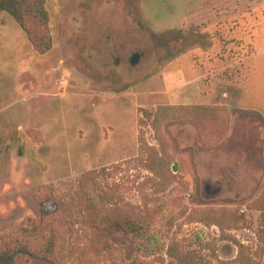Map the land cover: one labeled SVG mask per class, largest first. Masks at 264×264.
Segmentation results:
<instances>
[{
	"label": "rangeland",
	"instance_id": "1",
	"mask_svg": "<svg viewBox=\"0 0 264 264\" xmlns=\"http://www.w3.org/2000/svg\"><path fill=\"white\" fill-rule=\"evenodd\" d=\"M255 2L46 0L54 45L48 53L0 15V131L7 137L0 230L37 227L58 205L66 216L59 227L64 264H182L166 255L174 239L204 264H236V240L264 264V254H254L263 213L245 212L243 231L226 224L227 215L264 195V67L249 75L250 62L236 64L264 47V15L226 18ZM236 80H243L246 97L231 86ZM208 93L214 94L209 106L230 117L216 114L220 131L212 135L207 111L177 110L159 138L147 112L207 108ZM151 150L170 155V180L145 168ZM93 173L98 199L117 202L113 218L148 206L150 235L135 241L119 231L112 249L90 247L93 222L81 205ZM196 209L217 224L191 223ZM17 264L51 263L21 255Z\"/></svg>",
	"mask_w": 264,
	"mask_h": 264
},
{
	"label": "trees",
	"instance_id": "2",
	"mask_svg": "<svg viewBox=\"0 0 264 264\" xmlns=\"http://www.w3.org/2000/svg\"><path fill=\"white\" fill-rule=\"evenodd\" d=\"M2 14H6L15 20L22 30L28 34L30 40L34 42L38 51L41 53H48L53 49V38L47 29L50 21V14L46 9V0H0V15ZM36 27H42L45 30L43 33H37ZM177 110L183 113H191V111H194V113H201L207 111V126H212V135L222 128L215 127L216 123L220 122L216 119L217 113H223L220 114L224 120H227L226 122H228L230 118L227 110L222 107L216 108L209 105H207V108L199 106L183 108L171 106L161 107L156 110L155 113H146L159 138L165 123L171 120L172 113ZM208 130L209 128L207 127V138L213 137L212 135L210 137L208 136ZM6 144L7 137L5 133L0 131V155ZM162 147H164V144H162ZM147 155L145 168L161 181L164 179L170 180L172 177L170 155L166 151L160 155L159 151L155 150H151ZM174 168L176 167L174 166ZM93 177L94 173L93 176L90 175L89 177L91 189L86 192L84 203L81 205L87 219L90 218L93 222L91 223L93 227L90 247L98 252H100L103 247L112 249L114 246L112 243L113 235L118 234L119 231L130 234L135 241L150 235L152 223L148 215H150L152 211L148 209V206H133L129 211V216L119 212L115 213L118 214V217L113 218L111 215L115 211L113 208H115L117 202L112 196L109 200H107L108 197L106 199L103 197V199H98V196L95 195L96 184ZM47 192L50 194L49 188H47ZM56 207L57 213H54L52 216H49V214L46 215L42 218L41 224L37 227L24 228L10 226L0 230V264H17V258L21 255H27L36 260L46 261L51 264H64L66 262V256L62 250L65 245L63 235L65 233L59 231L60 225H63L61 219L62 217L64 218L65 214L63 215L64 212L62 211H64V209L62 206L56 205ZM246 207L249 213L254 211L260 212V214L263 213V215H261V222L259 223L261 231H258L261 232L258 234L260 247H258L257 251L254 253L261 257L264 254V195L246 205ZM123 215L126 216L125 219H123ZM227 216L228 222L226 224H231L232 226L230 228L241 230L249 227L245 215H241L240 212L236 211L235 217L232 215ZM188 219L191 223H202L209 226H212L214 222L217 224V218L207 215V210L204 209L192 211ZM221 229L223 230L222 226ZM223 232L226 233L228 230H223ZM230 238L231 237L227 235V237L223 239L231 240ZM234 242L238 247L236 264H259L252 256L247 254V249L244 245L237 240ZM166 255L170 259L177 260L182 264H204L202 257L197 252L183 250L180 248L176 239H174L168 247ZM130 264L147 263L141 260V263L133 262ZM169 264L174 263L170 262Z\"/></svg>",
	"mask_w": 264,
	"mask_h": 264
},
{
	"label": "crops",
	"instance_id": "3",
	"mask_svg": "<svg viewBox=\"0 0 264 264\" xmlns=\"http://www.w3.org/2000/svg\"><path fill=\"white\" fill-rule=\"evenodd\" d=\"M256 2L254 3V5H252V7H247V8H241V9H238V10H236L235 11V13L234 14H231V15H227V16H229V17H226V18H230V16L231 17H236L237 18V16L239 17V16H247V15H249L250 17H251V20L253 21V19L255 18V17H257V16H259L260 15V13L262 12V14L264 15V8H262V7H260V6H262V5H260V3H259V0H255ZM264 4V3H263ZM215 11V10H214ZM218 14H220V13H218ZM222 15H226L227 14V11H225L224 9H222V13H221ZM255 16V17H254ZM224 20H226V19H224ZM252 21H251V23H252ZM253 37V43L255 42V43H257L256 41H257V39H256V37H255V35H253L252 36ZM248 40H250L249 38H248ZM251 41V40H250ZM257 45H258V43H257ZM260 45H262V46H264V42H262V44H260ZM259 45V46H260ZM244 62H250L249 63V65L250 66H248L247 68H248V71H250V72H248L249 73V75H256L257 73V70L259 69V68H262V67H264V47L263 48H261V50L257 53V54H255L254 56H251V57H249V58H246V59H242V61H239V62H236V64H240V63H244ZM227 68H229V67H227ZM256 73V74H255ZM207 75H212V73L211 74H207ZM240 75H242V74H240ZM231 86L232 87H234V89L236 90V92H238V91H240V93L243 95V96H245L246 97V93L244 94V90H243V88H242V86H243V80H242V83H239L237 80H236V82H234L233 84H231ZM231 94H233V93H231ZM252 95H254V94H252ZM213 96H214V94H211V93H208L207 94V105H210L211 103H212V99H213ZM224 96H228V95H224ZM237 96V95H236ZM231 102H232V100L230 101H227V104H226V106L228 107V108H231L232 107V104H231ZM234 107V106H233ZM237 109H240V110H248V108H245V107H241V106H238L237 107ZM256 111V112H261L258 108H252V110H250V111ZM258 174H259V176H263V174L261 173L260 174V172H258Z\"/></svg>",
	"mask_w": 264,
	"mask_h": 264
},
{
	"label": "flooded vegetation",
	"instance_id": "4",
	"mask_svg": "<svg viewBox=\"0 0 264 264\" xmlns=\"http://www.w3.org/2000/svg\"><path fill=\"white\" fill-rule=\"evenodd\" d=\"M259 198V197H258ZM242 208H243V210H242ZM246 209V211H244ZM239 212H240V214L241 215H245V212H247L248 213V209H247V207H246V205H244V204H242L241 205V208H240V210H239ZM247 228H245V229H241V230H238V231H243V230H246ZM259 230H260V228H259ZM241 243V242H240ZM242 245H244V242L243 243H241ZM245 246V245H244Z\"/></svg>",
	"mask_w": 264,
	"mask_h": 264
}]
</instances>
